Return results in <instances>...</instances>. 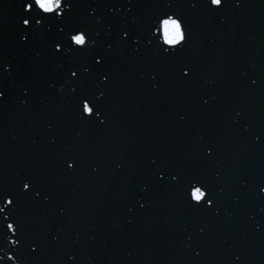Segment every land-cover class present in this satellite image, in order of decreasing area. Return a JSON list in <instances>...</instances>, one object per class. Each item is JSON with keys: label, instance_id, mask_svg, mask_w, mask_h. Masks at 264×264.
Instances as JSON below:
<instances>
[{"label": "water", "instance_id": "95a60500", "mask_svg": "<svg viewBox=\"0 0 264 264\" xmlns=\"http://www.w3.org/2000/svg\"><path fill=\"white\" fill-rule=\"evenodd\" d=\"M166 13L189 30L168 54L149 30ZM22 15L0 0V192L17 193L18 224L0 213V264H264V0H70L27 40ZM85 94L103 123L82 118ZM192 178L211 208L188 203Z\"/></svg>", "mask_w": 264, "mask_h": 264}, {"label": "snow or ice", "instance_id": "6c2138e0", "mask_svg": "<svg viewBox=\"0 0 264 264\" xmlns=\"http://www.w3.org/2000/svg\"><path fill=\"white\" fill-rule=\"evenodd\" d=\"M239 2V0H237ZM210 5L214 6L216 8H220L223 6V0H210ZM70 6V0H56L54 6L52 7H45L42 3V0H22V9L25 15H22L18 17V21L21 25L24 26L25 31L21 32L20 39L21 40H27L28 38V29L32 28L33 25L30 24V20H34L35 25H39L41 23V20L45 18H51V17H61L62 13H65V10H67ZM194 6V5H193ZM33 9L38 10L37 13L33 14ZM111 11V9H109ZM40 13L43 14V16H40ZM175 23L177 27L179 28V36L175 39L170 38L169 36V25L171 23ZM62 30V29H61ZM150 33L152 31H156L159 33V38L163 40L164 44L160 45V51L164 54L176 52L179 50V48L183 47L188 42L189 37V30L186 28L185 23L182 21V18H177L176 15L173 14H162V18H157V23L155 26L149 25ZM122 31V38H128L131 39V41L135 42L136 40H133L132 35H130V32L128 30H121ZM148 44L152 43V40L149 39ZM62 41H57L54 43V51L63 52L64 48L62 47ZM70 44H74L77 46H80L81 49L86 48V36L82 31H75L74 34L70 37ZM89 43H94V41H89ZM164 45H167L165 47ZM108 47H111L109 44ZM94 60L98 63H102V57L100 55H96L94 57ZM4 69L9 68L10 66L8 64H3L2 66ZM90 69L88 67H84L82 70L83 73H87ZM182 72L184 74H188L190 72V69L188 67H184L182 69ZM69 75L70 78H76L78 75V70L76 68L69 69ZM99 79L101 81L107 82L108 80V74L107 73H100ZM252 83H255V80L252 81ZM103 93H97V96H102ZM4 92L3 90H0V98H3ZM80 104L82 107V118L88 119V120H98L100 123H103L106 119L104 115H102L101 111L96 105V102L92 99V97L88 94L82 95L80 97ZM256 140H259L260 137L256 136L254 137ZM204 151L208 155H212V147L206 146ZM68 167H74L75 161L69 159L67 161ZM157 176L161 179H169L171 182H177L180 179V174L178 172L172 171V172H166L164 169L159 170L157 173ZM245 181H241V183H244ZM31 180L28 178H25L22 181V190L23 189H29L31 185ZM258 188V194H264V183L257 185ZM33 193L36 196H39V191L33 189ZM183 195L187 198L188 203L193 208H211L215 202L216 198L211 194V192L208 189L207 185H202V182L199 180H196L195 178L189 179L184 185H183ZM17 196V193L15 192H0V200H2V203H0V213H3L5 217L12 216L11 219L6 220V226L7 229L11 232H16L18 229V224L15 222L16 218L13 215V211L15 210V203L14 198ZM4 205H12V208H10L8 211H5ZM259 227V225H257ZM12 244L16 245L19 244L20 241L13 236H7L6 237ZM55 239V237H53ZM31 248L33 251L37 249V243H33L31 245ZM0 251H3V249H0ZM8 255L12 257L13 260H16V257L12 256V253L9 252ZM72 257H70L71 259ZM3 257H0V260H2ZM16 264H19V261H16Z\"/></svg>", "mask_w": 264, "mask_h": 264}, {"label": "clouds", "instance_id": "9594fccd", "mask_svg": "<svg viewBox=\"0 0 264 264\" xmlns=\"http://www.w3.org/2000/svg\"><path fill=\"white\" fill-rule=\"evenodd\" d=\"M56 0H42V3L45 7H52L54 6ZM169 36L172 39H175L179 36V28L177 25L173 22L169 25Z\"/></svg>", "mask_w": 264, "mask_h": 264}]
</instances>
